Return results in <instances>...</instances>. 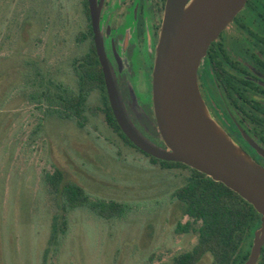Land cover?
Wrapping results in <instances>:
<instances>
[{
	"label": "rangeland",
	"instance_id": "374dc122",
	"mask_svg": "<svg viewBox=\"0 0 264 264\" xmlns=\"http://www.w3.org/2000/svg\"><path fill=\"white\" fill-rule=\"evenodd\" d=\"M37 1L0 0V264H171L196 243L194 232H176L187 216L171 196L189 169L161 168L125 144L106 125L98 94L83 126L31 99L40 88L54 90L49 81L76 88V5L59 0L72 2L60 17ZM54 168L92 198L123 202L125 215L75 208L54 232L60 201L46 180ZM211 260L205 253L195 264Z\"/></svg>",
	"mask_w": 264,
	"mask_h": 264
},
{
	"label": "flooded vegetation",
	"instance_id": "af4514ba",
	"mask_svg": "<svg viewBox=\"0 0 264 264\" xmlns=\"http://www.w3.org/2000/svg\"><path fill=\"white\" fill-rule=\"evenodd\" d=\"M73 2L76 94L89 90L86 105L98 94L99 110L106 103L111 108L102 54L129 124L143 140L165 147L154 114L152 79L167 0ZM41 3L60 17L72 6L59 0ZM225 28L200 60L198 89L212 118L264 168V0H246Z\"/></svg>",
	"mask_w": 264,
	"mask_h": 264
},
{
	"label": "water",
	"instance_id": "95a60500",
	"mask_svg": "<svg viewBox=\"0 0 264 264\" xmlns=\"http://www.w3.org/2000/svg\"><path fill=\"white\" fill-rule=\"evenodd\" d=\"M246 0H167L153 70V107L165 147L143 140L129 124L103 65L114 118L131 143L166 161L181 162L235 191L260 214L248 257L255 264L264 244V168L210 115L198 89L197 67L208 45Z\"/></svg>",
	"mask_w": 264,
	"mask_h": 264
},
{
	"label": "trees",
	"instance_id": "16d2710c",
	"mask_svg": "<svg viewBox=\"0 0 264 264\" xmlns=\"http://www.w3.org/2000/svg\"><path fill=\"white\" fill-rule=\"evenodd\" d=\"M72 71L76 83V57L72 61ZM48 84L54 90L40 88L31 95V99L39 105L44 103L49 113L60 118H74L79 126H83L89 90L76 94V88L69 89L51 81ZM101 111L106 125L125 144L135 147L118 126L107 103ZM150 158L161 168L183 167L190 171L185 182L176 187L171 196L182 204V214L187 216L184 223H177L176 232H194L196 243L191 249L173 255L171 264H195L205 253L212 256L210 264H242L248 257L253 231L260 223V214L254 207L222 182L203 172L181 162ZM46 180L50 192L56 194L60 201L61 222L57 225V215L54 216V232L57 229L63 231L67 213L75 208H82L104 219L119 218L126 213L127 205L123 202L92 198L79 184L64 178L58 168L47 174ZM255 264H264V244Z\"/></svg>",
	"mask_w": 264,
	"mask_h": 264
}]
</instances>
